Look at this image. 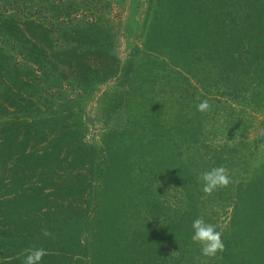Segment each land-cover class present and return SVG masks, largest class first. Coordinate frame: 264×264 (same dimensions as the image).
<instances>
[{"label": "trees", "instance_id": "1", "mask_svg": "<svg viewBox=\"0 0 264 264\" xmlns=\"http://www.w3.org/2000/svg\"><path fill=\"white\" fill-rule=\"evenodd\" d=\"M234 1L152 0L145 41L122 66L111 29L89 0L68 6L64 0H12L11 13L0 6V207H17L25 216L15 220V230L10 224V234L0 235V264H23L31 248L47 251L41 264H169L171 249L180 254L176 262L188 260L194 220L216 225L205 212L203 182L193 173L210 170L225 150L211 149L206 115L192 111L206 99L199 98L215 69L228 81L247 76L264 87V58L253 59L264 52V10L250 13L246 4L237 10ZM238 15L237 22H247L240 28ZM16 53L28 57L25 66ZM116 78L113 111L125 102L133 109L126 126L104 142L120 146L107 147L95 164L82 139L81 105L63 92L68 84L90 92ZM159 85L165 101L154 94ZM40 90L49 95L34 94ZM248 148L241 142L223 163L243 164L244 171ZM57 159L82 184L67 205L61 189L38 184L59 172ZM89 164L100 183L93 198ZM262 167L259 176L242 179L236 193L235 184L225 188L226 200L239 203L229 244L249 249L232 264H264ZM0 217L6 219L2 212ZM55 223L64 228L42 235ZM230 248L226 254L233 255Z\"/></svg>", "mask_w": 264, "mask_h": 264}, {"label": "rangeland", "instance_id": "2", "mask_svg": "<svg viewBox=\"0 0 264 264\" xmlns=\"http://www.w3.org/2000/svg\"><path fill=\"white\" fill-rule=\"evenodd\" d=\"M10 1L12 0H9L8 4L6 1L0 0V6L3 8H1L3 11L5 10L10 13L14 11V8L10 6ZM64 1L65 3L63 4L68 6L70 0ZM234 2H237V10H242V8L245 10V4L247 5L246 10L250 13L251 11L256 13L260 11L262 13V10H264V0H235ZM89 4L91 8H97V13L102 16V20L105 21V24L111 29L114 42L113 53L117 56L119 62L121 63L120 65H125L133 50L136 47H142L145 41V26L147 25V20L149 19L151 13V7L154 8L152 0H89ZM38 9L40 10L41 8L38 7ZM83 10L84 5L79 7V12L82 13ZM44 13L45 14L41 15H46V12ZM239 14L243 15V13ZM237 21H241L239 15L235 20V27L238 24H247V22L243 23ZM235 56H238V54H235ZM261 57L264 58V52L258 56V58L253 59L260 63L262 62ZM27 59L28 57L25 54H23L21 57L20 54H18L15 60H20L21 65H24L27 64L25 63ZM256 61L253 62L255 63ZM65 70V74L69 75L68 68ZM26 74L27 73L24 72V75ZM209 76L212 79L210 80L211 83H209L210 85L207 87L206 92L203 93V95L200 92L202 97L199 98L202 99L205 96L212 105V110L205 114V124L207 126L205 130L206 136L208 137L209 144H211V149H215L218 152L223 148L225 149L223 151L224 156L219 159L221 162H218L219 160L216 161L214 167L224 166L228 169L229 175L232 179L231 184H235V188H233L232 192L236 193L237 184H240L242 179L247 178L248 176L251 177L253 174H255V177L259 176L260 172H258V170H263L264 87H259V89L256 87V80L254 84L247 76L236 80H234L233 76H231V80H229V82L228 80L222 78V75H220V70L216 69L214 70L213 74H210ZM214 79H218L219 84L214 83ZM117 81V78L109 79L108 81L93 87L90 92H86L85 89L73 87L72 85L68 84L65 88L67 91L63 92L65 99H70L73 103L75 102V104L77 103L81 105L80 117L83 123L82 130L84 133L82 139L86 144V151L91 154V158H93V160H96L95 164H98V160L101 158V156H105V154L110 151L107 147L116 149L117 146H120L115 142H113V144L111 142L105 147L104 142L105 139L106 142L108 141L107 139H111V132L120 131L126 126L128 123L129 113L131 114L133 109V107L129 106L125 102L126 105H124L131 109L129 112L123 107L124 105L122 108L120 107L121 109L113 111L114 109L112 108L111 103H109V99L113 98V93L117 89ZM238 82H242L243 85H237ZM159 86L161 87H157L155 90L156 93L154 92V94L158 96L161 101L162 99L165 101L164 94L166 91L163 89V85ZM240 86H243V90L239 89ZM50 91L53 90L49 89L48 92ZM55 91L61 94V92L57 90ZM48 92L46 90H40L36 91L34 94L49 95ZM256 92L259 94H256ZM260 93L263 95L262 98ZM3 100L5 99L3 98ZM64 102L66 101H61V106L64 104ZM77 108V105H75L73 110L76 112V110L78 111ZM64 109L65 108H63V110ZM196 110L197 108L192 111L193 114ZM9 117H11V115ZM136 119L138 118L136 117ZM70 120H73V118H70ZM241 142H246L249 144L248 151H245L244 155L242 156L243 163L247 165L244 171H242L243 164L241 166H232L230 168L226 165V163H223V160L228 158L229 153L235 151L237 147L239 148ZM62 158L63 157H61V160ZM57 161L58 163L61 162L60 159H57ZM85 164H88V162H85ZM58 165L60 167L59 172L57 171L56 174H53L49 182L41 181L38 184H46L49 187L61 189L60 193L62 196L68 197V200L64 202V205H67L70 203L71 199L74 200L73 197L77 196H73L74 192H76L74 189L78 188L81 190L80 188L82 187V184H77L78 178H76L77 174L72 171L73 168H66L65 164L62 162ZM85 167L87 169H91L90 164ZM212 168L213 167H211L210 170ZM200 173L201 171H198L194 172L193 174L198 177ZM75 174L76 176L74 178L73 175ZM178 175L181 176L183 173H179ZM88 176H91V186L93 187V189H91V198H93L96 196V189L100 187V183L95 181V178L92 175V169L90 172H88ZM233 176H236L235 179ZM121 185L123 184H120V186ZM70 189H72L73 192L70 193ZM224 192L225 188L217 190L211 195H207L204 192L202 193V201L205 202V212L209 214L215 221L217 230L222 231L223 233L222 238L225 243L226 250L222 254H218L220 258L213 259L205 257L202 255L199 245L188 243V260L183 262L181 261V263H179L180 261L178 259L176 262L174 260V256L177 258V256L180 254L177 253V250L171 249L170 254L173 256V258L169 261V264H232L236 260L244 258L242 255H240V253L245 254L244 252L247 253L249 250L245 245L242 243L241 246H239L237 243L229 244V237L233 232L232 230H234L232 221L234 217V211L237 209L236 207L239 205V203L232 197L231 199H228L229 201H227ZM226 197H230V195H226ZM99 199L100 198H98V200ZM175 201H177V199L174 198V202ZM30 204L32 203L29 202L28 205ZM176 204L177 203H175V205ZM220 205L223 206V208L220 207ZM0 208V212H2L3 216H6V219L0 217V235H5L8 233L10 234L12 231L9 230L11 227L10 224L14 226L15 230L17 227L15 220L21 218L23 219L25 216L20 213L19 208L14 206L8 208V212L7 206L2 207L1 204ZM29 213H31L29 216H32L34 214V210H31ZM214 214L216 215L214 216ZM55 228L60 231L64 227L63 225L58 226L55 223L50 227L46 226L42 230L47 229L52 232ZM228 247H231L230 250L232 251L233 255L226 254Z\"/></svg>", "mask_w": 264, "mask_h": 264}, {"label": "clouds", "instance_id": "3", "mask_svg": "<svg viewBox=\"0 0 264 264\" xmlns=\"http://www.w3.org/2000/svg\"><path fill=\"white\" fill-rule=\"evenodd\" d=\"M197 111L208 113L212 110V105L207 99L202 100L197 106ZM198 180L203 182V192L211 195L217 190L228 187L232 183L228 169L224 166L213 167L211 170L199 174ZM193 234L191 240L200 246L202 255L209 258H220L226 250L223 241L222 231L217 230V226L205 221L203 217L196 218L192 223ZM42 235L52 236L47 230H42ZM26 258L23 264H41L42 259L48 254L44 248L26 249Z\"/></svg>", "mask_w": 264, "mask_h": 264}]
</instances>
